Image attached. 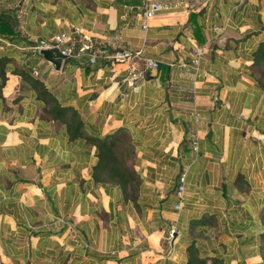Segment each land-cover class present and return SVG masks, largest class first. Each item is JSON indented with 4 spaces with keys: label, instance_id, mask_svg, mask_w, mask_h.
Instances as JSON below:
<instances>
[{
    "label": "crops",
    "instance_id": "0c3cea01",
    "mask_svg": "<svg viewBox=\"0 0 264 264\" xmlns=\"http://www.w3.org/2000/svg\"><path fill=\"white\" fill-rule=\"evenodd\" d=\"M154 1L162 9L145 29L143 0L18 3L19 39H0L20 71L0 86V264H186L191 244L203 258L259 264L264 79L252 61L264 0ZM75 27L73 49H85L63 58L52 38ZM42 44L62 58L58 71ZM121 51L141 56L116 59ZM34 82L76 119L46 113ZM119 131L136 193L94 175V141Z\"/></svg>",
    "mask_w": 264,
    "mask_h": 264
},
{
    "label": "trees",
    "instance_id": "16d2710c",
    "mask_svg": "<svg viewBox=\"0 0 264 264\" xmlns=\"http://www.w3.org/2000/svg\"><path fill=\"white\" fill-rule=\"evenodd\" d=\"M11 3L7 0L0 6V39L15 43L19 39L17 11L18 3ZM15 66L12 56L6 53H0V86L6 81V75L12 71L20 72L16 69H11ZM253 76L264 79V42L261 43L254 53L253 61ZM35 87L40 91V98L44 99L46 113L55 112L56 117L62 121H68L69 118L74 120V111H69L60 107L56 100L48 95V91L39 82H34ZM63 115V116H62ZM78 124V121H77ZM75 135V133H74ZM73 135V136H74ZM97 149L98 163L94 168V175H101L103 181H109L122 186L127 190L130 188L131 193H136L138 188V179L132 166L131 156L133 154L129 138L126 132L119 131L112 139L103 138L94 141ZM257 255L259 264H264V227L259 236V245L257 247ZM186 264H225L222 259L217 257H200L199 250L193 244L188 247V260Z\"/></svg>",
    "mask_w": 264,
    "mask_h": 264
},
{
    "label": "built area",
    "instance_id": "2783aa9c",
    "mask_svg": "<svg viewBox=\"0 0 264 264\" xmlns=\"http://www.w3.org/2000/svg\"><path fill=\"white\" fill-rule=\"evenodd\" d=\"M145 2L144 6H139L136 7L139 11H141V16L144 19V24L142 25V28L145 29L147 27V21L151 19L152 17L155 16V14L159 11H161L162 6L158 2L154 0H143ZM133 7L131 6L130 9ZM80 33V28L75 27L72 32L69 34H59L55 35L52 38V46L51 48L58 50L59 54L63 58H72V57H77L81 54H83V50L85 49L84 47H80L77 51L73 49V38L72 36L74 34H79ZM69 43V44H67ZM67 44V45H66ZM203 55V49H197L193 53V59L192 62L194 65H197L200 57ZM141 56V51H121L116 53L114 56L116 59L119 60H134V59H139ZM89 61L91 64L95 62L96 57L94 55L89 56ZM145 66L148 68L156 69L157 65L151 60L145 59L144 61ZM131 71V76L134 77L136 74L137 69L135 67L130 68ZM33 73L36 74V71L33 70ZM190 146L194 151L198 150V135L196 133H193L190 136ZM185 175H186V170L183 169L179 175L178 178V185L176 188V196L180 200L184 194L185 187ZM180 203H178L175 208H179ZM173 231V230H172ZM171 231V232H172Z\"/></svg>",
    "mask_w": 264,
    "mask_h": 264
},
{
    "label": "water",
    "instance_id": "95a60500",
    "mask_svg": "<svg viewBox=\"0 0 264 264\" xmlns=\"http://www.w3.org/2000/svg\"><path fill=\"white\" fill-rule=\"evenodd\" d=\"M38 53L42 56V58L49 62L51 65H53L54 69L56 71L59 70L61 64H62V58L53 57L50 53L49 49L45 48L42 44L40 47H38Z\"/></svg>",
    "mask_w": 264,
    "mask_h": 264
},
{
    "label": "rangeland",
    "instance_id": "374dc122",
    "mask_svg": "<svg viewBox=\"0 0 264 264\" xmlns=\"http://www.w3.org/2000/svg\"><path fill=\"white\" fill-rule=\"evenodd\" d=\"M7 0H0V6L3 4V3H5ZM11 3H14V4H16V2L18 1V0H9Z\"/></svg>",
    "mask_w": 264,
    "mask_h": 264
}]
</instances>
